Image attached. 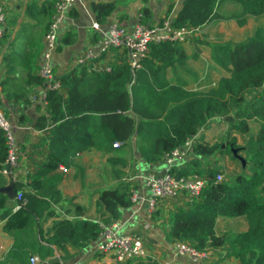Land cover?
Segmentation results:
<instances>
[{"label":"trees","instance_id":"obj_1","mask_svg":"<svg viewBox=\"0 0 264 264\" xmlns=\"http://www.w3.org/2000/svg\"><path fill=\"white\" fill-rule=\"evenodd\" d=\"M57 1L45 0L39 11L38 0H31L26 17L33 23L22 24L10 46L12 54L4 57L8 72L21 62L25 67L18 89H6V82L2 83L7 103L12 107H30L36 102L39 116L34 122L35 128L42 131L53 125L46 138L47 160L36 173L28 174L27 183L14 182L15 190L22 191L27 204L12 212L7 206V195L0 192V218L6 220L5 229L26 227L32 217H56L41 235L48 245L61 252L63 260L70 259L98 240L103 225L118 220L121 210L133 205V187L122 181L124 173L113 167L118 183L101 192L97 208L98 213L103 211V214H99L98 219L61 218L53 209V204L63 200L58 189L62 179L60 167L73 166L77 153L92 149L105 153L114 143L126 144L133 139L145 162L160 164L167 154L199 134L209 120L227 117L231 122L230 133L238 130L247 135L246 167L233 179L218 182L216 177L222 167L208 168L205 164L227 154L236 159L232 147L236 146L237 139L197 143L189 155V164L177 170L182 176L193 173L206 176L208 181L188 206L178 207L172 213L166 233L172 240L190 243L200 252L226 246L228 256L233 257L236 264H264V29L233 47H218L215 62L230 75L219 79L205 92L169 82L168 70L185 68L188 60L183 45L174 41L150 43L138 68L132 67L126 51L122 53L121 62L112 64L110 71H96L92 65L75 66L56 78L59 88L53 89L38 71L43 38L53 21ZM227 1L241 7L236 17L241 24L249 17H264V0H184L172 24L177 28L205 26L220 18L217 7ZM91 8L95 21L105 25L116 6L94 1ZM172 10L170 6L167 17ZM146 13L147 10L142 13L146 17L140 20L144 23H147ZM70 15L77 17V12L72 8ZM13 24L11 22V26ZM13 28L5 32L3 42L11 37ZM31 34H36L37 39L22 57L14 50L15 41ZM72 36L68 33L62 38L59 48L71 44ZM94 38L95 42L100 41L96 31ZM43 93L45 103L41 100ZM248 94L253 97L248 99ZM31 95L35 101L31 100ZM18 120L21 124L29 121L26 115ZM251 122L258 125L256 132H251ZM7 157L6 137L0 129V171L7 168ZM110 162L115 167L123 165L121 160ZM220 217L243 219L247 228L219 235L216 225ZM136 264L159 263L138 261Z\"/></svg>","mask_w":264,"mask_h":264},{"label":"crops","instance_id":"obj_2","mask_svg":"<svg viewBox=\"0 0 264 264\" xmlns=\"http://www.w3.org/2000/svg\"><path fill=\"white\" fill-rule=\"evenodd\" d=\"M45 0H38V9H42ZM114 3L116 8L104 27L112 22H119L128 26L138 23L142 13L147 10L146 18L148 24H154L158 21L170 19L173 20L181 9L183 2L180 0H82V2L74 6L77 17H72L70 11L67 18L63 21L59 30V43L52 57V65L56 76L65 73L75 67V61L79 54L89 48L96 46L92 23L95 21L94 13L91 8L92 2ZM31 0H0V5L5 9L7 15V29L13 28L11 37L1 43L0 49V106L3 108L9 118L16 122V141L18 144V164L12 168L8 174L0 171V188L8 185L11 180L27 183L29 173H36L39 166L47 160L48 143L46 138L49 136L53 125L45 130H37L34 122L39 116L36 110V102H32L30 107L23 105L12 107L5 99L3 92V82H6V89H18L19 82L25 74V67L21 63L14 68L12 72H8L4 64V57L12 54L10 50L11 44L14 42L15 36L19 32L22 24L33 23L26 17V9ZM170 6L173 10L169 17L167 11ZM217 18L205 26H201L200 36L191 43L183 44L188 59L191 58L187 49H192L195 58L199 56V52L204 51L205 45L222 42L225 39H231L234 35H238V28L246 23H240L237 16L241 13V7L232 1L219 4L217 7ZM141 16V17H140ZM143 20V19H142ZM13 22V26H11ZM236 22V24H234ZM241 24V25H240ZM68 33H72V43L62 45L59 48L60 41ZM37 39L36 34H31L26 38H20L15 41L14 50L24 57L30 45ZM229 41V40H228ZM23 43L26 49L20 51V43ZM232 43V42H231ZM123 52L112 51L110 53L111 63L118 64L123 58ZM186 67V66H185ZM176 68L175 70H177ZM219 75L228 77L224 74V68L217 65ZM228 71V70H227ZM222 72V73H221ZM168 75V74H167ZM206 78V77H205ZM218 80V79H217ZM217 82L211 81L208 85H199L196 91L205 92ZM205 87V89H203ZM35 101L34 96H30ZM28 116L26 123H19V117ZM218 118L209 120L204 128L199 132V137L203 141L215 143L219 131L212 127ZM215 141V142H213ZM221 156L214 157L208 161L205 166H221L219 161ZM121 160L123 165L113 166L110 160ZM131 169L125 174L126 165ZM177 168L189 164V156L175 163ZM162 163L150 165L145 162L136 149L135 140L130 143L122 144L118 148H110L103 153L97 150H88L77 153L74 158V165L65 168V171L59 168L62 179L58 189L63 200L58 204H53V209L58 217L69 218L72 220L81 219H98L99 214L97 201L103 190L114 188L118 181L113 175V167L116 171L124 173L122 181L131 183L132 187L137 188L145 197L148 196L144 182L134 179L137 175H145L149 171L158 170ZM16 202L8 198L7 206L12 212H16ZM189 202L183 197L174 199L165 203L156 213L149 211L146 203H135L131 207L121 210V217L118 219L122 233H134L143 238L148 251L157 259V262H169L171 264H236L233 257L228 256L226 246L219 248H209L207 250V258L198 262L192 261L188 256H181L177 253L176 242L167 236V229L170 223V216L178 207H186ZM80 206L81 209L76 207ZM56 217H32L26 227L21 229H5L6 220L0 218V264H31V257L37 256L41 263L58 257L62 264H113L110 258L105 255L97 254L91 250V245L81 253L72 256L70 259L63 260L61 252L54 246H50L42 238V234L51 226ZM223 222L227 227L218 229L219 222ZM247 225L243 219H228L220 217L217 220L216 233L222 234L234 230L235 232L246 230ZM227 229V230H226ZM237 229V230H236ZM49 253H46V251ZM73 253V252H72ZM40 263V264H41Z\"/></svg>","mask_w":264,"mask_h":264},{"label":"built area","instance_id":"obj_3","mask_svg":"<svg viewBox=\"0 0 264 264\" xmlns=\"http://www.w3.org/2000/svg\"><path fill=\"white\" fill-rule=\"evenodd\" d=\"M18 1V0H12ZM184 0H180L182 3ZM82 0H58L55 4V15L48 31L43 38V50L39 63V75L43 77L48 87L58 89L56 74L52 65V57L59 43V30L63 21L67 18L69 11ZM141 17V16H140ZM173 20L165 19L154 24L139 21L135 25L128 26L119 22H112L107 27L94 21L92 29L99 33L100 41L96 46L87 49L79 54L75 66L83 67L92 65L96 71H110L112 64L110 53L112 51H126L133 68L139 67V61L146 57L150 43L166 41L179 42L182 45L191 43L201 34V27L177 28L172 24ZM7 29V15L5 9L0 5V49L2 38ZM215 84L212 85V87ZM264 89V86H263ZM42 102L45 103V94H42ZM0 129L4 131L8 146L7 168L1 170L8 174L18 164V144L16 141V122L8 117L0 106ZM199 134L187 140L183 147L167 154L161 162L158 170L147 172L145 175H137L134 179L144 182L148 196L133 187L131 201L133 204L146 203L152 213H156L161 207L174 199L183 197L190 203L191 199L198 197L205 187L208 177L193 173L189 176H182L175 166L177 161L185 159L191 154L193 147L201 142ZM122 144L114 143L113 147L118 148ZM61 170L65 171L64 167ZM222 172L216 180L224 181ZM15 209L19 210L27 204L22 191H17L14 198ZM118 220L111 224L103 225L97 241L91 245V250L110 258L113 264H136L138 261H155L157 259L148 251L143 238L134 233H122ZM177 253L181 256H188L192 261L198 262L207 258V250L200 252L190 243L176 242ZM37 256L31 257V264H40ZM159 263V262H158ZM159 264H171L169 262Z\"/></svg>","mask_w":264,"mask_h":264},{"label":"rangeland","instance_id":"obj_4","mask_svg":"<svg viewBox=\"0 0 264 264\" xmlns=\"http://www.w3.org/2000/svg\"><path fill=\"white\" fill-rule=\"evenodd\" d=\"M233 21L237 22L239 20ZM236 22H234V24H236ZM259 29H264V17H249L246 19V23L238 28V35H234L231 39H228L229 41L225 39L219 43L213 42V44L205 45L204 51L200 50L199 56H197L196 58L194 56V51L192 49H187L189 54H191L189 55L191 58L187 60L185 68L179 67L177 70H168L167 78L169 82L172 84H183L188 89L194 91L198 89L199 85H208L211 81L217 82L223 77L219 75L217 64L215 62V56L218 54V47H220L221 45H229L233 47L234 45L244 42L248 38L254 36ZM24 49L26 48L21 42L19 50L23 52ZM224 74H226V76L230 75V73L225 68ZM203 89H205V87ZM252 97L253 95L248 94V99H251ZM250 124L252 129L251 132H256V130L258 129V125H255L253 122H251ZM212 127H215L216 131H219V134L217 135V137H215V139H217L216 142L232 140L233 138L237 139L236 146L232 147L236 159L233 160L231 158V155L227 154L221 156L219 160L222 163L220 167H222L223 169L222 174L224 176V180H228L231 178L233 179L235 176L243 172L248 162L245 154V143L247 140V135L241 134L238 130H234L230 133L231 122H228L225 118L222 117L218 118L216 120V123ZM128 168L129 167L127 164L126 167H124L125 174H127ZM130 170L131 169H128V172ZM225 227L227 226L222 221L219 222L218 229H225Z\"/></svg>","mask_w":264,"mask_h":264},{"label":"water","instance_id":"obj_5","mask_svg":"<svg viewBox=\"0 0 264 264\" xmlns=\"http://www.w3.org/2000/svg\"><path fill=\"white\" fill-rule=\"evenodd\" d=\"M225 119L227 120V117ZM0 192L4 193L5 195H7V197L9 199L13 200L15 198L16 192H17L15 190V187H14V181L11 180L8 185H5V186L1 187L0 188ZM57 262H60V259L58 257H55V258L50 259V260H48L46 262H43L41 264H55Z\"/></svg>","mask_w":264,"mask_h":264}]
</instances>
